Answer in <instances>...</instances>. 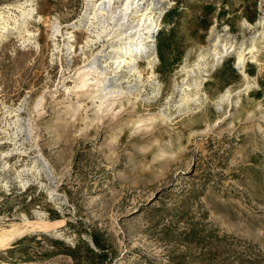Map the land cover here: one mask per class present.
Segmentation results:
<instances>
[{
  "label": "rangeland",
  "instance_id": "rangeland-1",
  "mask_svg": "<svg viewBox=\"0 0 264 264\" xmlns=\"http://www.w3.org/2000/svg\"><path fill=\"white\" fill-rule=\"evenodd\" d=\"M23 1L0 0L1 25L7 18L17 23ZM34 1L37 18L29 19L28 28L39 46L22 43L14 28L0 40V148L15 147L6 156L13 167L6 184L0 167V264H264V47L262 64L246 65L259 86L242 93L240 105H217L228 86L236 91L245 81L232 53L208 75V97L194 110L174 107L168 124L134 128L141 114L164 106L184 75L181 65H192L210 46L213 24L237 45L249 42L262 28L257 22L264 0H169L157 33L162 96L138 100L135 108L126 104L89 128H83L89 103L72 120L60 103L66 90L55 88L54 99L48 94L63 74L72 73L67 38L59 36L60 49L54 50L52 21L80 19L87 0ZM84 42L85 34L77 31L73 66L101 47L87 49L85 57ZM148 74L145 69L146 89ZM44 92L38 116L33 104ZM18 106L35 127L33 138L13 143L6 136L15 115L7 109ZM18 145L25 151L16 150ZM39 151L55 169L62 199L50 196L44 175L38 176L41 182L26 174L27 185L14 176ZM38 215L56 226H35L42 220Z\"/></svg>",
  "mask_w": 264,
  "mask_h": 264
},
{
  "label": "bare ground",
  "instance_id": "bare-ground-1",
  "mask_svg": "<svg viewBox=\"0 0 264 264\" xmlns=\"http://www.w3.org/2000/svg\"><path fill=\"white\" fill-rule=\"evenodd\" d=\"M19 5L21 15L19 19L17 18L16 24H11L8 18V20L5 17L3 18L6 20L2 18L1 22L4 24H0V40L3 39V35L8 34L7 32L14 33V30L17 29V33L23 39H21L22 43H34V45L39 46L37 33L28 28L29 19L37 18V5L34 0H24ZM169 7V0H87L86 9L82 17H79L80 19L63 24L58 17H55L52 21L50 36L53 40L54 50L60 49L59 36L67 38L64 43L67 49L65 55L68 58L70 57L68 71L74 70L73 73L68 74L71 77L72 84H69L66 81L67 78H64L62 85L56 83L49 93L39 94L33 104L35 113L38 116L41 115L47 93L54 99L57 93L53 90L55 88L61 89L63 86L67 95L60 100V103L68 118L75 120L81 108L89 103L85 112L86 115L83 118V128H89L90 124L96 120H102L104 116L110 113L116 114L118 108L126 104H130L135 108L136 105L138 106V100L143 102L158 100L162 96L164 82L159 78L157 71L160 63L157 33L162 28L161 19ZM38 17L39 20L42 19L41 14ZM257 23L262 28L250 36L249 42L243 41L239 45L234 42L235 40H231L233 38H229L231 34L227 30L222 33L216 32L215 24H213L210 46L200 50L198 59L192 65L188 64V60L181 65L180 71H183L184 75L181 82L179 80L174 81L175 90L166 96L164 106L157 112L138 115L139 117L134 121V128H149L160 122L168 124L172 120V109L174 107L179 112L194 110L208 97L204 89L208 75L223 62L226 56L232 53H235V63L245 81L236 91H233L231 85L228 86L218 97L217 105L221 108L226 101L232 102L236 106L240 105L242 102L241 94L259 86L257 74L251 75L246 67L249 60L255 62L258 66L262 64L259 50L264 47V14ZM243 24L250 27L253 25L246 18L243 20ZM64 26L71 27V29H63ZM77 31L85 34V42L80 44V50L85 57L87 49L93 50V47H97V43L101 47L93 51L88 60L73 66L71 59L74 52L77 51V46L74 43ZM256 51L258 53H255ZM189 54L190 51H188L187 57ZM63 68L64 66H62ZM145 69H148L147 80H149L150 89L142 87L145 82ZM234 95L236 96L235 99H233ZM22 108L24 106H18L11 110L7 109L11 115H15V118L9 122L13 123L14 130L12 132L6 131L8 133L6 138L9 142L22 143L18 139L22 137L27 139L29 136L33 138L34 123L30 117L25 119L20 115ZM250 114H253V110H250ZM19 148L18 145L16 150L25 151V149ZM13 149L15 147L10 150L0 148V167L4 169V178L7 179L5 184L10 180L9 176L12 173L11 168H13L8 165L6 156ZM30 161V163L22 164L21 168L17 166L14 176L18 178L20 184L27 185L30 182L31 176H26V174H31L33 178L39 181L41 180L38 179V176L44 175L51 182L49 186L46 185L50 196L55 199H62L56 188L55 169L43 152L39 151L36 155H33ZM37 217L42 220L37 222L35 226L47 229L53 225V223L45 221L42 215ZM5 238L7 237L2 239L5 240Z\"/></svg>",
  "mask_w": 264,
  "mask_h": 264
},
{
  "label": "built area",
  "instance_id": "built-area-1",
  "mask_svg": "<svg viewBox=\"0 0 264 264\" xmlns=\"http://www.w3.org/2000/svg\"><path fill=\"white\" fill-rule=\"evenodd\" d=\"M74 53H76V52H74ZM64 54H65V52H64ZM74 58V54H73V56H72V59ZM69 59H70V57H69ZM71 59V60H72ZM71 73V72H70ZM72 73H73V70H72ZM68 74H69V72H68ZM68 74L67 75H65V74H63V77H62V79L61 80H59V82H57V83H59L60 85H62V83H63V79L65 78H67V82H69L70 83V81H71V77L70 76H68ZM72 75V74H71ZM65 76V77H64ZM57 87H60V86H57ZM64 87V86H63ZM61 88V89H64V88Z\"/></svg>",
  "mask_w": 264,
  "mask_h": 264
}]
</instances>
